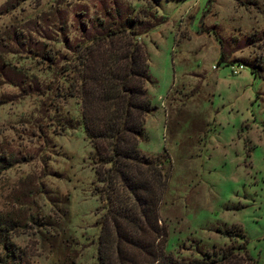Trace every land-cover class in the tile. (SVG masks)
I'll return each instance as SVG.
<instances>
[{"label":"rangeland","instance_id":"obj_1","mask_svg":"<svg viewBox=\"0 0 264 264\" xmlns=\"http://www.w3.org/2000/svg\"><path fill=\"white\" fill-rule=\"evenodd\" d=\"M9 2L0 0V57L13 66H0V213L19 221L7 236L20 264H95L101 183L78 97L65 93L71 52L62 34L69 43L84 35L75 11L87 23L115 5L133 18L147 56L154 108L137 145L169 168L158 208L164 249L216 258L232 245L240 258L242 244L251 264H264V0ZM20 26L58 57L60 72L18 45L10 34ZM231 225L242 236L218 231Z\"/></svg>","mask_w":264,"mask_h":264},{"label":"trees","instance_id":"obj_2","mask_svg":"<svg viewBox=\"0 0 264 264\" xmlns=\"http://www.w3.org/2000/svg\"><path fill=\"white\" fill-rule=\"evenodd\" d=\"M6 7L5 4L0 12ZM52 11L55 14L56 10ZM83 13L75 11L72 23L84 35L69 43L68 36L62 34V41L71 52L65 59L66 69L70 70L65 93L78 97L80 122L92 147L90 156L96 164V179L101 183L96 188L101 212L95 264H251L242 244L237 246L242 248L240 258L232 245L222 248L216 258L210 257L212 252L189 258L164 249L167 232L158 208L169 168L162 170L160 156L143 154L137 145L143 115L154 108L145 94L144 84L150 81L145 49L134 39L139 32L133 28V18L125 15L129 12L121 7L113 6L111 13L104 9L103 19L93 14L92 22L87 23ZM94 25L96 28L90 31L88 28ZM56 27L62 31L63 24L59 22ZM10 35L18 45H25L50 61L55 70H62L57 56L43 54L45 43L31 39L21 26L13 28ZM6 43L0 37V49H5ZM218 60H222L220 53ZM1 65L13 69L0 57ZM3 162L0 156V166ZM18 223L0 213V264H20V255L7 236V229ZM218 231L227 237L242 236L237 225Z\"/></svg>","mask_w":264,"mask_h":264},{"label":"built area","instance_id":"obj_3","mask_svg":"<svg viewBox=\"0 0 264 264\" xmlns=\"http://www.w3.org/2000/svg\"><path fill=\"white\" fill-rule=\"evenodd\" d=\"M241 68V64L240 63H236L234 65L230 66V72L235 74L236 72H238Z\"/></svg>","mask_w":264,"mask_h":264}]
</instances>
